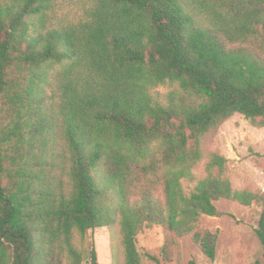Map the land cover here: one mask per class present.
Returning a JSON list of instances; mask_svg holds the SVG:
<instances>
[{
    "label": "trees",
    "instance_id": "trees-1",
    "mask_svg": "<svg viewBox=\"0 0 264 264\" xmlns=\"http://www.w3.org/2000/svg\"><path fill=\"white\" fill-rule=\"evenodd\" d=\"M235 114L264 127V0H0V264H82L101 227L113 262L174 264L184 236L214 260L220 199L260 206L264 264V191L202 144Z\"/></svg>",
    "mask_w": 264,
    "mask_h": 264
},
{
    "label": "rangeland",
    "instance_id": "rangeland-1",
    "mask_svg": "<svg viewBox=\"0 0 264 264\" xmlns=\"http://www.w3.org/2000/svg\"><path fill=\"white\" fill-rule=\"evenodd\" d=\"M168 84L154 90L161 94L169 90ZM205 154L214 151L227 159V175L236 188L264 191V127L253 126L240 114H235L220 125L216 133L203 138ZM204 157L194 169L197 179L205 175ZM188 193L193 183L183 182ZM220 216L202 215L200 227L218 232L216 256L208 259L190 236L176 237L174 264H254L263 260V250L254 229L260 214V206H243L237 202L220 199L215 202ZM165 231L161 228L146 230L138 236L139 252H153L162 245ZM76 246L82 251V264L89 263L92 247L96 250L98 264H122L113 262L109 230L105 227L89 230L82 241L76 237ZM142 264H151L145 256Z\"/></svg>",
    "mask_w": 264,
    "mask_h": 264
}]
</instances>
